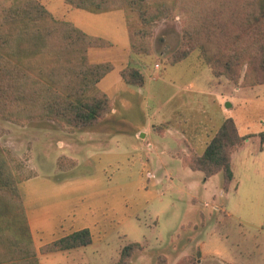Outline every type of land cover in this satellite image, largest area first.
<instances>
[{
    "label": "rangeland",
    "instance_id": "1",
    "mask_svg": "<svg viewBox=\"0 0 264 264\" xmlns=\"http://www.w3.org/2000/svg\"><path fill=\"white\" fill-rule=\"evenodd\" d=\"M41 2L58 21L110 44L89 49L88 60L112 64L100 89L119 108L84 129L48 120L20 125L0 117V151L17 180L22 224L36 252L75 231L87 229L93 238L91 246L70 254H39L38 264H118L122 250L138 243L129 264H162L163 255L164 264H175L196 249L201 264H264V150L257 138L264 131V85L243 88L215 78L199 51L168 65L181 42L182 21L176 17L151 26L153 53L136 57L145 85L134 96L117 85L122 86L120 69L137 67L127 53V11L91 13L63 0ZM159 108L162 114L179 113L170 119L175 128L168 131L158 122L162 114L151 120ZM223 118L250 137L232 157L235 179L227 192L221 175L205 180L176 156L182 157L184 136L177 124L199 140L204 130L219 129Z\"/></svg>",
    "mask_w": 264,
    "mask_h": 264
},
{
    "label": "trees",
    "instance_id": "2",
    "mask_svg": "<svg viewBox=\"0 0 264 264\" xmlns=\"http://www.w3.org/2000/svg\"><path fill=\"white\" fill-rule=\"evenodd\" d=\"M63 2L91 13L127 11L130 51L137 56L153 53V24L179 17L181 42L168 65H178L199 51L215 78L243 88L264 85V0ZM106 47H110L107 41L58 21L37 0H0V117L20 125L48 120L79 129L96 126L113 110L111 99L98 88L113 66L90 63L88 50ZM120 78L133 87L145 83L142 73L130 66L120 71ZM257 138L263 151L264 131ZM249 139L239 135L233 119H226L202 155L183 157V166L206 179L221 175L222 189L227 192L235 179L232 157ZM24 221L17 180L0 151V264H38L39 254L87 247L93 241L84 229L37 253ZM138 249V244L125 247L118 264H129ZM159 259L165 263L164 257ZM179 264L195 262L188 258Z\"/></svg>",
    "mask_w": 264,
    "mask_h": 264
},
{
    "label": "crops",
    "instance_id": "3",
    "mask_svg": "<svg viewBox=\"0 0 264 264\" xmlns=\"http://www.w3.org/2000/svg\"><path fill=\"white\" fill-rule=\"evenodd\" d=\"M37 1H39L42 5H43V3L41 2V0H37ZM51 13V12H50ZM125 26H126V23H125ZM126 30H127V28H126ZM127 33H128V31H127ZM129 35V34H128ZM94 37V36H93ZM130 45H131V43H130ZM127 53H128V57L129 56H133L134 57V59H135V61L133 62L131 59H130V61L134 64V65H136L137 67H135V68H138V66H140L139 65V60L136 58V57H138L137 55H134V54H131V52H130V47H129V49H128V51H127ZM89 54H90V52H89ZM133 59V58H132ZM102 63H104V62H102ZM106 63V62H105ZM111 64V63H110ZM112 65V64H111ZM114 69V68H113ZM138 70H140L139 68H138ZM153 70L155 71V70H157L156 69V67L154 66V68H153ZM158 70H159V68H158ZM120 71H121V69L119 70V72H118V76H119V83L122 85V86H120L119 84H117L118 85V89L119 90H122L120 87H124V90L127 92V91H130L131 93H133V95H134V93H136L135 95H137V96H140L139 95V93H137V92H135L136 91V89L137 90H140V89H143L144 88V86L143 87H141V88H139V87H133V86H130V85H126L125 83H123L122 82V80H121V78H120ZM140 72L142 73V75L144 76V78H145V75H144V70H140ZM101 83V82H100ZM100 83L98 84V88L100 89ZM118 83V82H117ZM145 85V84H144ZM102 92H104L103 91V89H100ZM118 90V92L119 93H122V91H119ZM104 93H106V92H104ZM107 94V93H106ZM134 95V96H135ZM124 96H126V94L124 95ZM108 97H109V95H108ZM119 97H121V96H119ZM111 99V98H110ZM111 101H112V103H113V105H114V108H113V111H112V113L110 114V115H116L117 114V112H118V108H119V105L117 104V102H115L114 100H112L111 99ZM169 102V101H168ZM168 105V103L167 104H165V107ZM164 107V106H163ZM160 114H162V108H159V109H157V110H155V111H153L152 112V115L150 116V118H151V120H155V119H157V117H159V115ZM179 113L177 112V111H175V109H173L172 111H170V112H168V113H165V114H162L161 116H163L158 122H161V124H163V125H167L166 126V129L169 131V129H171V127L170 126H172L173 128H175L173 125H170V124H173V123H171V120L170 119H172V116L173 117H175L176 119H177V117L179 116L178 115ZM109 115V116H110ZM109 116H108V118L107 119H109ZM224 120H226V119H224L223 118V121H222V123L224 122ZM151 122H153V121H151ZM222 123L220 124V125H222ZM151 124V123H150ZM179 125V126H178ZM180 125H182L181 123H179V124H177V126H176V130L177 131H179V132H181V134L182 135H184V136H182L183 137V151H181V154H182V157L180 156V155H178V154H176V156L180 159V161H181V164H182V166H183V163H182V159H183V157H187V156H189V155H191L192 153L193 154H196V155H198V156H200V155H202V153L204 152V150H205V147H206V145H207V143L214 137V135L217 133V131L219 130V129H217V130H215L214 129V127L213 128H210L209 130H207V131H205L204 130V134H203V136H200V139L199 140H192V138L194 137L193 135H191V137H189V136H187V135H185V133H182L183 131V129H182V127L180 126ZM187 127H189L188 125H187V122H185V128H184V130H186L187 129ZM221 127V126H220ZM153 128V125H150V126H148V127H146V129L144 128L142 131V133H145V132H149V131H151V129ZM162 130V133L161 134H163V132H164V130H165V128L164 129H161ZM187 132V131H186ZM205 132H206V135H205ZM188 134V133H187ZM145 137V135H143L141 138H144ZM186 137H188L189 139H186ZM176 143H177V141H175ZM199 146H201V151H198V149L200 148ZM241 150V149H240ZM260 151V150H259ZM260 152H262V151H260ZM180 154V153H179ZM184 167V166H183ZM184 168H186V167H184ZM232 168H233V166H232ZM186 169H188V168H186ZM188 170H190V169H188ZM191 171V170H190ZM234 172V171H233ZM217 176V175H216ZM212 178V177H211ZM211 178H209V179H211ZM209 179H206L205 178V180H209ZM233 184V183H232ZM231 184V185H232ZM230 185V186H231ZM230 188V187H229ZM229 190V189H228ZM222 191L223 192H225L223 189H222ZM215 210L216 211H219V209L216 207L215 208ZM26 214H27V217H28V222H29V226L31 227V230L33 229V225H32V220H31V218H30V216H29V211L27 210V212H26ZM62 238V237H61ZM60 239V238H59ZM34 240V239H33ZM139 244V243H138ZM92 245V243L89 245V246H91ZM78 249H81V248H77V249H73V250H69V251H63V252H58V253H55V254H53V255H63V254H70V253H72V252H74V251H76V250H78ZM50 255V254H49ZM48 255V256H49ZM163 257L164 258H166L164 255H163ZM188 258H193V260H194V262H195V264H201V258H202V254H201V252H200V250L199 249H196V251L194 252V253H192V254H190V255H187V256H184L183 258H181V259H179V261H177L175 264H179V263H181V262H183V260H185V259H188Z\"/></svg>",
    "mask_w": 264,
    "mask_h": 264
},
{
    "label": "water",
    "instance_id": "4",
    "mask_svg": "<svg viewBox=\"0 0 264 264\" xmlns=\"http://www.w3.org/2000/svg\"><path fill=\"white\" fill-rule=\"evenodd\" d=\"M226 108H229V105L228 104H226V106H225Z\"/></svg>",
    "mask_w": 264,
    "mask_h": 264
}]
</instances>
